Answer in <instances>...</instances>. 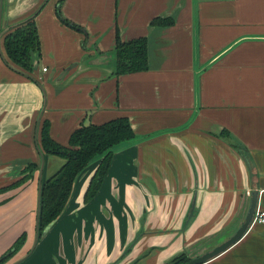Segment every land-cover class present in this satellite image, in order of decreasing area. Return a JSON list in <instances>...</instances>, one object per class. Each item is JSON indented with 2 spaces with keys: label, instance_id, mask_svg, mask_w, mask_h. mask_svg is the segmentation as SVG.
<instances>
[{
  "label": "crops",
  "instance_id": "0c3cea01",
  "mask_svg": "<svg viewBox=\"0 0 264 264\" xmlns=\"http://www.w3.org/2000/svg\"><path fill=\"white\" fill-rule=\"evenodd\" d=\"M0 12L5 32L34 18L40 48L30 77L44 91L9 67L1 36L0 188L27 165L40 167L43 121L62 146L87 119L126 117L135 134L112 149L88 202L101 158L78 174L62 212L18 264L193 259L234 235L254 191L264 211V0H0ZM157 17L173 23L151 25ZM117 32L122 41L147 38L146 71L114 74ZM43 156L41 186L64 163ZM38 185L39 168L0 194V255L27 235L7 264L33 246ZM204 264H264V224L252 222Z\"/></svg>",
  "mask_w": 264,
  "mask_h": 264
},
{
  "label": "trees",
  "instance_id": "16d2710c",
  "mask_svg": "<svg viewBox=\"0 0 264 264\" xmlns=\"http://www.w3.org/2000/svg\"><path fill=\"white\" fill-rule=\"evenodd\" d=\"M61 22L75 30L79 29L58 14ZM173 23L171 18L157 17L151 25L166 27ZM2 46L8 64L19 74L30 76L33 67V56L39 53V39L34 18L30 17L22 23L10 28L2 35ZM114 63V74L122 76L130 73L146 71L147 38L138 37L122 41L116 35V42L111 52ZM27 80L33 81L25 77ZM40 141L38 148L42 154L63 159V165L42 183L40 193L39 235L62 212L70 195L73 182L78 174L95 158H101L84 193V202H88L97 193L100 184L107 173L112 149L122 143L134 139L135 134L126 117L116 118L100 125H80L69 136L68 144L62 146L54 141L49 134V123L43 121L40 125ZM36 164H29L22 171V177L7 187L0 188V194L23 185L38 169ZM26 233H21L12 245L0 255V264H7L22 249L26 241ZM191 258L181 253L168 264H188Z\"/></svg>",
  "mask_w": 264,
  "mask_h": 264
},
{
  "label": "water",
  "instance_id": "95a60500",
  "mask_svg": "<svg viewBox=\"0 0 264 264\" xmlns=\"http://www.w3.org/2000/svg\"><path fill=\"white\" fill-rule=\"evenodd\" d=\"M0 16H1V12H0ZM1 29V28H0ZM6 30H0V37L2 36V34L5 33ZM6 65H8L7 63H5ZM9 66V65H8ZM10 67V66H9ZM11 68V67H10ZM12 70H14L13 68H11ZM16 71V70H14ZM27 78H30L33 80L34 83H36L38 86H40L41 90L43 91L41 85L32 77L28 76V75H24ZM44 94V91H43ZM44 106L43 105L41 112L38 116L37 119V124L41 119L42 116V112L44 111ZM84 126H88L89 125V121L88 119L84 122L83 124ZM38 153L40 156V167H39V190H38V197H37V207H36V226H35V237H34V243L33 246L31 248V250L22 258H20L19 260L15 261L13 264H18L19 262H21L23 259H25L30 252L33 250V248L36 245V242L38 240L39 237V211H40V193H41V180H42V173H43V169H44V165H45V160H44V156L43 154L39 151L38 149ZM257 200H258V192L254 191L251 195V200H250V204H249V208L247 211V214L245 216L244 222L242 223V225L240 226V228L234 233V235H232L229 239H227L226 241H224L223 243H221L220 245L216 246L214 249H212L211 251L197 257V258H193L190 260V262L188 264H204L207 261L213 259L214 257L218 256L219 254L223 253L224 251H226L229 247H231L232 245H234L237 241H239L242 236L246 233V231L248 230L249 226L252 224L253 222V217L254 214L256 212V206H257ZM193 207L191 209V211H193Z\"/></svg>",
  "mask_w": 264,
  "mask_h": 264
},
{
  "label": "built area",
  "instance_id": "2783aa9c",
  "mask_svg": "<svg viewBox=\"0 0 264 264\" xmlns=\"http://www.w3.org/2000/svg\"><path fill=\"white\" fill-rule=\"evenodd\" d=\"M43 71H46V69H43ZM253 222L256 224H264V211H256Z\"/></svg>",
  "mask_w": 264,
  "mask_h": 264
},
{
  "label": "rangeland",
  "instance_id": "374dc122",
  "mask_svg": "<svg viewBox=\"0 0 264 264\" xmlns=\"http://www.w3.org/2000/svg\"><path fill=\"white\" fill-rule=\"evenodd\" d=\"M2 47H3V46H2ZM2 50H3V52H4V49H3V48H2ZM4 54H5V52H4ZM5 55H6V54H5ZM44 72H45V71H44ZM56 160H58V159H56ZM46 180H47V179H45V181H46ZM15 256H16V255H15ZM15 256H14V257H15ZM14 257H13V258H14ZM189 258H190V257H189Z\"/></svg>",
  "mask_w": 264,
  "mask_h": 264
}]
</instances>
